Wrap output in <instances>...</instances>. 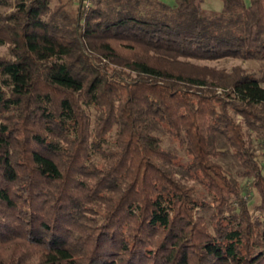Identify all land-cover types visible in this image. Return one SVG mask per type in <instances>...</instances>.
Wrapping results in <instances>:
<instances>
[{
    "label": "trees",
    "instance_id": "obj_1",
    "mask_svg": "<svg viewBox=\"0 0 264 264\" xmlns=\"http://www.w3.org/2000/svg\"><path fill=\"white\" fill-rule=\"evenodd\" d=\"M203 2L0 0V264H264V85L200 62L264 0Z\"/></svg>",
    "mask_w": 264,
    "mask_h": 264
},
{
    "label": "rangeland",
    "instance_id": "obj_2",
    "mask_svg": "<svg viewBox=\"0 0 264 264\" xmlns=\"http://www.w3.org/2000/svg\"><path fill=\"white\" fill-rule=\"evenodd\" d=\"M169 3H176L177 0H165ZM247 2L250 0H246ZM204 8L208 10H219L222 8V0H204L203 2ZM8 50L6 44L0 43V53H6ZM202 63H209L212 65H216L218 67H226L230 69L235 64H242L243 66L247 67L250 71H255V75L260 79V82L264 85V58L260 59H252V60H241L238 58L233 59H225V60H202ZM166 142L169 143V140L166 138ZM226 154L223 158L224 163L227 167L231 170H235L238 167V162L234 155L232 154V150L227 146H223ZM256 197L255 195L252 196L251 191L248 192V196Z\"/></svg>",
    "mask_w": 264,
    "mask_h": 264
},
{
    "label": "built area",
    "instance_id": "obj_3",
    "mask_svg": "<svg viewBox=\"0 0 264 264\" xmlns=\"http://www.w3.org/2000/svg\"><path fill=\"white\" fill-rule=\"evenodd\" d=\"M84 2L86 6H89L93 2V0H84Z\"/></svg>",
    "mask_w": 264,
    "mask_h": 264
}]
</instances>
